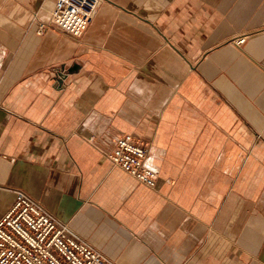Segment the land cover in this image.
Listing matches in <instances>:
<instances>
[{
    "label": "crops",
    "instance_id": "1",
    "mask_svg": "<svg viewBox=\"0 0 264 264\" xmlns=\"http://www.w3.org/2000/svg\"><path fill=\"white\" fill-rule=\"evenodd\" d=\"M54 5L0 0V220L22 190L113 264H264V0H104L39 36Z\"/></svg>",
    "mask_w": 264,
    "mask_h": 264
},
{
    "label": "built area",
    "instance_id": "2",
    "mask_svg": "<svg viewBox=\"0 0 264 264\" xmlns=\"http://www.w3.org/2000/svg\"><path fill=\"white\" fill-rule=\"evenodd\" d=\"M104 0H55L48 23L38 22L37 34L58 26L80 37L95 19ZM245 38L238 41L244 43ZM1 59V57H0ZM148 144L132 134L116 138L111 164L144 186L155 188L157 171L146 164ZM0 220V264H113L75 233L71 224L59 220L22 190Z\"/></svg>",
    "mask_w": 264,
    "mask_h": 264
},
{
    "label": "water",
    "instance_id": "3",
    "mask_svg": "<svg viewBox=\"0 0 264 264\" xmlns=\"http://www.w3.org/2000/svg\"><path fill=\"white\" fill-rule=\"evenodd\" d=\"M81 69V66L77 64V62H72L70 65H63L62 66V72L58 74L56 77V80L58 82L59 86H62L64 84V79H66L70 74L79 72Z\"/></svg>",
    "mask_w": 264,
    "mask_h": 264
}]
</instances>
